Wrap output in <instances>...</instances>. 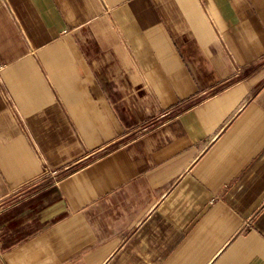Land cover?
I'll return each mask as SVG.
<instances>
[{
	"label": "crops",
	"instance_id": "1",
	"mask_svg": "<svg viewBox=\"0 0 264 264\" xmlns=\"http://www.w3.org/2000/svg\"><path fill=\"white\" fill-rule=\"evenodd\" d=\"M0 264H264V0H0Z\"/></svg>",
	"mask_w": 264,
	"mask_h": 264
}]
</instances>
